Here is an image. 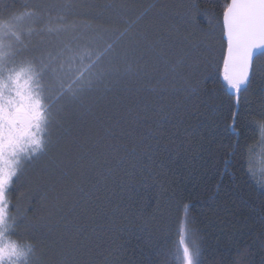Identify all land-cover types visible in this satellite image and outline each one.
Instances as JSON below:
<instances>
[{"label": "trees", "instance_id": "16d2710c", "mask_svg": "<svg viewBox=\"0 0 264 264\" xmlns=\"http://www.w3.org/2000/svg\"><path fill=\"white\" fill-rule=\"evenodd\" d=\"M229 1L18 0V11L44 6L37 31L77 25L102 37L99 50L112 46L109 74L69 107L48 156L8 193L11 215L29 217L45 251L149 264L174 243L187 205L203 264H264V185L244 165L246 148L252 159L262 152L264 57L237 101L222 75Z\"/></svg>", "mask_w": 264, "mask_h": 264}, {"label": "snow or ice", "instance_id": "6c2138e0", "mask_svg": "<svg viewBox=\"0 0 264 264\" xmlns=\"http://www.w3.org/2000/svg\"><path fill=\"white\" fill-rule=\"evenodd\" d=\"M16 3L12 0L0 10V264H77L68 249L50 254L41 247L29 217L11 215L17 206L8 193L35 161L48 156L53 129L69 107L82 103L81 98L109 74L104 61L112 46L99 50L96 42L102 37L77 25L61 23L37 31L31 25L40 21L44 6L24 3L23 11H18ZM221 15L227 40L222 75L238 101L250 83L254 58L264 57V0H230ZM46 34H67V39L33 43V37ZM260 137L264 145V125ZM253 151L245 149L244 165L255 177ZM259 182L264 185V174ZM184 209L186 214L176 222L174 243L157 246L149 264H203L197 230L191 226L187 205Z\"/></svg>", "mask_w": 264, "mask_h": 264}, {"label": "rangeland", "instance_id": "374dc122", "mask_svg": "<svg viewBox=\"0 0 264 264\" xmlns=\"http://www.w3.org/2000/svg\"><path fill=\"white\" fill-rule=\"evenodd\" d=\"M261 150H262L261 156L257 158L253 157L252 159L254 161L253 165H256L255 161L258 160L256 167L253 168L257 172V175L255 177L258 181L260 179V175L264 174V159H260L261 157H264V145H262ZM259 161H262L261 164L259 163Z\"/></svg>", "mask_w": 264, "mask_h": 264}, {"label": "water", "instance_id": "95a60500", "mask_svg": "<svg viewBox=\"0 0 264 264\" xmlns=\"http://www.w3.org/2000/svg\"><path fill=\"white\" fill-rule=\"evenodd\" d=\"M229 2H230V1H229ZM224 40H225V42H226V48H227V40H226L225 36H224ZM225 54H226V53H225ZM257 57H258V56H257ZM257 57L254 58L253 63H254V61H255V59H256ZM230 89H231V88H230Z\"/></svg>", "mask_w": 264, "mask_h": 264}]
</instances>
